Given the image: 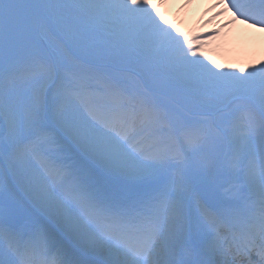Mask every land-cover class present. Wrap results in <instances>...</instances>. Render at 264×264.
Returning a JSON list of instances; mask_svg holds the SVG:
<instances>
[{
	"label": "snow or ice",
	"instance_id": "obj_1",
	"mask_svg": "<svg viewBox=\"0 0 264 264\" xmlns=\"http://www.w3.org/2000/svg\"><path fill=\"white\" fill-rule=\"evenodd\" d=\"M167 3L0 0V264H264V56Z\"/></svg>",
	"mask_w": 264,
	"mask_h": 264
},
{
	"label": "bare ground",
	"instance_id": "obj_2",
	"mask_svg": "<svg viewBox=\"0 0 264 264\" xmlns=\"http://www.w3.org/2000/svg\"><path fill=\"white\" fill-rule=\"evenodd\" d=\"M174 1L175 0H169L168 3H173ZM191 10L192 8L188 7L186 9L185 15L188 13L187 21L191 17V13H189ZM184 23L185 19L178 28H183ZM247 45H251L252 48L250 49L254 50L256 55L259 56L264 46V30L249 28L238 22L233 26L232 31L227 34L225 43L223 41L222 47L218 49L220 51H225L224 60L219 57L216 58V60L218 62L231 64L234 67H240L243 61H240L239 58H242V60L244 57L246 58L247 54H245V51Z\"/></svg>",
	"mask_w": 264,
	"mask_h": 264
}]
</instances>
